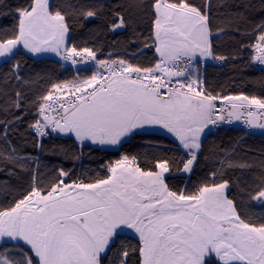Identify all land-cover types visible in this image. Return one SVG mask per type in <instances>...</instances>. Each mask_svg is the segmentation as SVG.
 Here are the masks:
<instances>
[{"label":"snow or ice","instance_id":"6c2138e0","mask_svg":"<svg viewBox=\"0 0 264 264\" xmlns=\"http://www.w3.org/2000/svg\"><path fill=\"white\" fill-rule=\"evenodd\" d=\"M257 134L264 0H0V264H264Z\"/></svg>","mask_w":264,"mask_h":264},{"label":"trees","instance_id":"16d2710c","mask_svg":"<svg viewBox=\"0 0 264 264\" xmlns=\"http://www.w3.org/2000/svg\"><path fill=\"white\" fill-rule=\"evenodd\" d=\"M49 67H54V63H49ZM259 76V73H254L252 75H247L243 79L236 75V69L232 66H221L217 64H211L207 68V78L213 84L223 91L236 92L243 90L245 92H259V89L252 83V81ZM242 133L239 130L228 129L219 133V137L213 136L210 140H216L217 142L224 141L225 143L239 138ZM247 146L252 149H258L264 140L257 134L256 136L246 137ZM138 143V142H137ZM163 143L167 144L168 141L165 140ZM50 160L55 161L54 157H49ZM104 157L99 153H93L92 159H86L84 161L85 168L92 167L95 168Z\"/></svg>","mask_w":264,"mask_h":264},{"label":"built area","instance_id":"2783aa9c","mask_svg":"<svg viewBox=\"0 0 264 264\" xmlns=\"http://www.w3.org/2000/svg\"><path fill=\"white\" fill-rule=\"evenodd\" d=\"M226 128H228V129L234 128V125L227 126Z\"/></svg>","mask_w":264,"mask_h":264}]
</instances>
